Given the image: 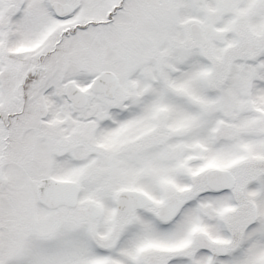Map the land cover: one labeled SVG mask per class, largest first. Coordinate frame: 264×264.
I'll return each instance as SVG.
<instances>
[{
  "label": "snow or ice",
  "instance_id": "1",
  "mask_svg": "<svg viewBox=\"0 0 264 264\" xmlns=\"http://www.w3.org/2000/svg\"><path fill=\"white\" fill-rule=\"evenodd\" d=\"M0 264H264V0H0Z\"/></svg>",
  "mask_w": 264,
  "mask_h": 264
}]
</instances>
